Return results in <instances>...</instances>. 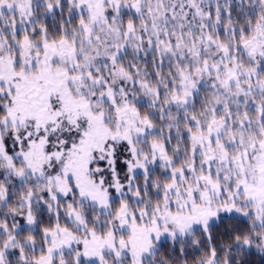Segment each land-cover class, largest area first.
I'll return each instance as SVG.
<instances>
[{"label": "snow or ice", "instance_id": "1", "mask_svg": "<svg viewBox=\"0 0 264 264\" xmlns=\"http://www.w3.org/2000/svg\"><path fill=\"white\" fill-rule=\"evenodd\" d=\"M0 264H264V0H0Z\"/></svg>", "mask_w": 264, "mask_h": 264}]
</instances>
